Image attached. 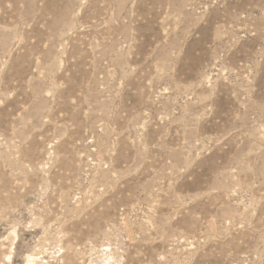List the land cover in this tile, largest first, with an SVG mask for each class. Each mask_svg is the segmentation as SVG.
<instances>
[{
  "label": "rangeland",
  "instance_id": "obj_1",
  "mask_svg": "<svg viewBox=\"0 0 264 264\" xmlns=\"http://www.w3.org/2000/svg\"><path fill=\"white\" fill-rule=\"evenodd\" d=\"M0 264H264V0H0Z\"/></svg>",
  "mask_w": 264,
  "mask_h": 264
}]
</instances>
